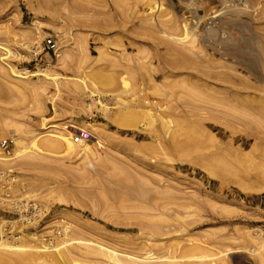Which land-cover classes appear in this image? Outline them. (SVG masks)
<instances>
[{
	"label": "rangeland",
	"instance_id": "1",
	"mask_svg": "<svg viewBox=\"0 0 264 264\" xmlns=\"http://www.w3.org/2000/svg\"><path fill=\"white\" fill-rule=\"evenodd\" d=\"M58 250L264 264V0H0V255Z\"/></svg>",
	"mask_w": 264,
	"mask_h": 264
},
{
	"label": "bare ground",
	"instance_id": "2",
	"mask_svg": "<svg viewBox=\"0 0 264 264\" xmlns=\"http://www.w3.org/2000/svg\"><path fill=\"white\" fill-rule=\"evenodd\" d=\"M187 36V35H186ZM174 40H176V39H174ZM178 40V39H177ZM180 40V39H179ZM239 51V50H238ZM240 56L239 57H242L243 58V56L244 55H242V53L240 52ZM234 55V54H233ZM238 56V55H237ZM244 59V58H243ZM136 99V98H135ZM134 98H133V100H135ZM138 99V98H137ZM146 99V98H145ZM142 102V101H141ZM145 102H147V100H145L143 103H145ZM122 103V102H121ZM103 104V103H102ZM116 104H119V103H116ZM138 104V103H137ZM139 104H141L140 103V101H139ZM104 105V104H103ZM108 106V105H107ZM119 106V105H118ZM122 106H124L125 107V105L123 104ZM103 107V106H102ZM104 107H106V105H104ZM123 107V108H124ZM121 108V107H120ZM125 110H128L129 109V107H127V108H124ZM102 110V109H101ZM100 110V111H101ZM105 110H110L108 107L107 108H105ZM120 110V109H119ZM110 112V111H109ZM121 113V112H120ZM123 113V112H122ZM130 113H131V111H130ZM106 114V113H105ZM117 114L118 113H116V115H115V117L117 118ZM150 114V113H149ZM119 115V114H118ZM123 116H125V113L123 114ZM129 116V115H128ZM128 116H126V117H122L121 118V120H117V123L116 124H118V125H121L122 127H124L126 124H127V126H129L128 125V123L127 122H129V121H127V122H125V124H124V121H122L123 120V118H127ZM131 116V115H130ZM129 116V117H130ZM150 117H152L153 118V116L150 114L149 115ZM113 118V117H112ZM119 118H120V116H119ZM127 120V119H126ZM131 122V121H130ZM171 122L172 121H168V124H171ZM114 123V122H113ZM130 124V123H129ZM62 134V133H61ZM54 138V137H53ZM57 137H55V139H56ZM62 139H63V141L61 142V144L62 143H64V145H65V148H66V151L69 153V152H73L74 151V148H75V146L73 145V143L70 141V139H68L67 137L66 138H63V137H61ZM60 138V139H61ZM45 142V141H44ZM43 142V143H44ZM44 145L46 146V147H48L49 149L51 148V149H54V150H56L57 149V147H58V145H60V141L58 140H53L52 141V139H51V141H46L45 143H44ZM61 146H63V144L61 145ZM60 147V146H59ZM180 147H182V144H178V143H176L175 142V140L172 142V143H170V144H168L167 145V147H166V149L168 150V151H170V152H174V151H177V149L178 148H180ZM169 152V153H170ZM103 160V159H102ZM106 161V160H105ZM102 162V161H101ZM103 163V162H102ZM104 164H106V163H104ZM120 170V169H119ZM123 172L124 171H121L120 172V174H122L121 176H123ZM117 176H119V172H117ZM124 174H126V173H124ZM121 176H120V178H121ZM126 177H129V176H127V174L125 175ZM126 177H122V179H117V181H115L114 183L116 184V186L118 185V186H122V185H124V187H121V188H127V187H125L126 185L125 184H127V183H125L127 180H129V178H126ZM117 178V177H116ZM116 180V179H115ZM131 180V179H130ZM130 180H129V182H130ZM132 181V180H131ZM136 181V180H135ZM130 183H132V182H130ZM132 184H135V183H132ZM134 186H138V188L140 187L139 185H134ZM133 186V187H134ZM132 187V185L131 186H128V188L129 189H132L131 188ZM136 188V187H135ZM142 188V187H141ZM141 188H139V189H141ZM124 189V190H125ZM138 189V190H139ZM137 190V189H136ZM111 191V190H110ZM125 191H128L127 189L125 190ZM132 191H133V189H132ZM118 192V191H117ZM138 192V191H137ZM137 192H135V193H137ZM140 193H141V191H139ZM138 192V193H139ZM130 193H131V191H130ZM133 193H134V191H133ZM138 193H137V195H138ZM112 194V197H111V199L112 198H115V197H117V198H115V199H119V194L118 193H114V192H110V194L109 193H107V197H109L110 195ZM122 194V193H121ZM124 194H126L127 196H128V198H129V193L128 192H124ZM123 194V195H124ZM113 195L115 196V197H113ZM132 195V196H131ZM130 196H131V198L133 197V196H135V195H133V194H131ZM136 195V196H137ZM135 196V197H136ZM120 197H121V195H120ZM125 197V196H124ZM124 197H122V198H124ZM141 197V196H140ZM139 197V198H140ZM143 198L145 197V194L143 193V196H142ZM110 198V197H109ZM136 199V198H135ZM124 200V199H123ZM126 200V199H125ZM119 202H120V200H119ZM191 241V240H190ZM193 241V240H192ZM196 241V240H195ZM206 241V240H205ZM211 241V240H210ZM209 241V242H210ZM197 242V241H196ZM213 242H215L216 243V241H212L211 242V244L213 243ZM192 243V242H191ZM198 243V242H197ZM199 243H201L200 244V247H203V242L201 241H199ZM188 244H189V242H188ZM193 245L195 244V242H193L192 243ZM192 244H189L190 246L192 245ZM211 244H209V246L211 245ZM216 244H218V242L216 243ZM227 245V244H226ZM198 247H199V245H197ZM204 246H206L205 244H204ZM57 247V246H56ZM194 247H196V245L195 246H191V249H193ZM225 247V246H224ZM228 248V247H227ZM19 249H23V248H19ZM180 249V248H179ZM183 249V248H182ZM184 249H186V250H189V249H187V248H184ZM198 248L196 247V249H194L195 251L197 250ZM186 250H184L183 252H182V250H180L181 251V253L183 254ZM202 250L203 249H201V253H202ZM204 250H205V248H204ZM203 250V251H204ZM177 251H178V248H177ZM227 251V250H226ZM63 252V251H62ZM61 251H59L58 250V254L57 255H54V254H51V257L49 258V256H48V259L49 260H51L52 259V261H50L51 262V264H70L71 263V256L69 255V253L68 254H66V252L65 253H62ZM97 252V251H96ZM187 252V251H186ZM177 253H179V251L177 252ZM181 253H179V255L181 254ZM188 253V252H187ZM187 253H185V254H187ZM209 252H204V254H208ZM213 253H216L215 251L213 252ZM99 254V253H98ZM104 254V253H103ZM106 254V253H105ZM175 254H176V252H175ZM174 254V256H175V258L176 259H178V257L176 256ZM53 255H54V257H53ZM214 255H218V253H216V254H214ZM105 256H107V254L105 255ZM113 256V255H112ZM174 256L173 255H171V257H170V259H173L174 258ZM181 256H183V255H181ZM206 257H207V255H205ZM108 257V256H107ZM200 258H201V256H199ZM205 257V258H206ZM210 256H208L207 257V259L209 258ZM211 257H213V256H211ZM30 256H27V255H18L16 258H11V259H9V258H7V257H5V256H2V255H0V264H25L26 262L27 263H29L30 262ZM113 258H116V256H114ZM150 258V257H149ZM175 258H174V260H175ZM180 258V257H179ZM185 258H187V257H185ZM147 258H145V260H146ZM152 258H150V260H151ZM181 259V258H180ZM212 259V258H211ZM33 260H35L34 259V257H33V259H31V262H33ZM209 260H210V258H209ZM216 260V259H215ZM218 260V259H217ZM75 261V260H74ZM73 260H72V262H74ZM116 261H117V258H116ZM195 261H197V260H195ZM50 262H48V264H50ZM173 262H175V261H173ZM216 262V261H215ZM226 262V261H225ZM225 262H224V264H225ZM26 263V264H27ZM179 263V262H178ZM177 263V264H178ZM202 263H204V261L202 262ZM227 264H228V262H226ZM73 264V263H72ZM191 264H193V263H191ZM197 264H199V263H197ZM206 264V263H205ZM212 264H213V262H212ZM215 264V263H214Z\"/></svg>",
	"mask_w": 264,
	"mask_h": 264
},
{
	"label": "built area",
	"instance_id": "3",
	"mask_svg": "<svg viewBox=\"0 0 264 264\" xmlns=\"http://www.w3.org/2000/svg\"><path fill=\"white\" fill-rule=\"evenodd\" d=\"M80 138L76 137L75 142H79Z\"/></svg>",
	"mask_w": 264,
	"mask_h": 264
}]
</instances>
